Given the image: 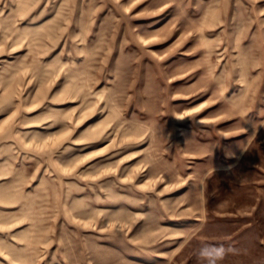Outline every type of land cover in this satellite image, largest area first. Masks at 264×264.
Wrapping results in <instances>:
<instances>
[{"label":"rangeland","instance_id":"rangeland-1","mask_svg":"<svg viewBox=\"0 0 264 264\" xmlns=\"http://www.w3.org/2000/svg\"><path fill=\"white\" fill-rule=\"evenodd\" d=\"M264 264V0H0V264Z\"/></svg>","mask_w":264,"mask_h":264},{"label":"clouds","instance_id":"clouds-1","mask_svg":"<svg viewBox=\"0 0 264 264\" xmlns=\"http://www.w3.org/2000/svg\"><path fill=\"white\" fill-rule=\"evenodd\" d=\"M235 251L231 246L224 244L203 243L197 252L198 259L202 264H222L225 257Z\"/></svg>","mask_w":264,"mask_h":264}]
</instances>
